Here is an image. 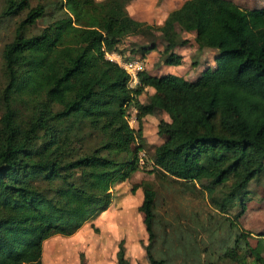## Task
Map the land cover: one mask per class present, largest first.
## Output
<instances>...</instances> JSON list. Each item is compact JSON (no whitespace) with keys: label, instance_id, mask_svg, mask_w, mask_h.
<instances>
[{"label":"trees","instance_id":"16d2710c","mask_svg":"<svg viewBox=\"0 0 264 264\" xmlns=\"http://www.w3.org/2000/svg\"><path fill=\"white\" fill-rule=\"evenodd\" d=\"M130 1L40 0L32 6L4 0L2 15H24L1 51L0 264H42L45 240L72 236L105 211L111 189L142 167V119L153 112L169 121L156 123L163 139L152 148L146 172L197 190L227 219L233 241L217 258L264 264L237 223L249 200L247 184L264 173V5L184 0L161 25H151L128 15ZM38 20L41 28L28 32ZM190 31L196 50L214 49L216 62L193 81L142 69L130 88L127 74L104 58L127 51L143 59L159 42L158 63L176 66L181 56L174 48ZM129 36L140 42L119 48ZM147 87L153 91L142 102L138 96ZM129 108L136 110V127L128 123ZM138 188L145 262L167 264L154 253L157 190L141 180L131 194ZM117 248L116 264H130L123 240ZM203 260L214 263L201 257L192 264Z\"/></svg>","mask_w":264,"mask_h":264},{"label":"rangeland","instance_id":"374dc122","mask_svg":"<svg viewBox=\"0 0 264 264\" xmlns=\"http://www.w3.org/2000/svg\"><path fill=\"white\" fill-rule=\"evenodd\" d=\"M39 1L30 0V4L33 6ZM230 1L242 9L264 5V0ZM3 6L4 0H0V94L4 86L1 51L3 45L12 39L14 28L24 15V12L14 16L2 15ZM42 25L43 21L38 20L28 32L35 33ZM126 38L124 39L127 40V44L140 42L137 37ZM191 56V61L195 60L197 65L211 64V67L216 65L212 54L202 56V50H196ZM160 64L162 63L157 61L154 64L155 68ZM194 66L195 64L191 67L193 77L198 72ZM174 68L176 66L169 69ZM181 68H184L183 65ZM173 75L182 78L183 73ZM128 86L132 88L135 84L128 82ZM146 94L147 92H144L141 101L146 99ZM135 113L133 108L128 109V123L131 127H136ZM153 113L155 114L151 117L150 114L142 120L146 147L137 154L141 169L111 189V203L108 209L98 214L93 223L86 225L90 236H86L84 241L81 242L78 235L69 237L55 235L46 240L43 243L42 264H116L117 244L120 240H123L124 256L130 264L137 262L147 264L143 250L147 244V234L141 222V213L137 211L142 194L139 188L133 194L130 192L131 185L141 180L151 181L157 190L155 202L159 221L154 225L156 257L164 258L167 264H192L194 258L201 257L214 261L213 264H233L217 258L218 252L233 241L234 233L230 231L227 219L216 214L197 190L193 189L190 192L184 186L168 180L164 182L154 174L146 172L151 168L149 156L152 148L163 139L156 134V123L164 113ZM247 190L249 200L245 203L244 212L237 219L238 228L248 233L245 240L253 249L260 250L264 258V173L251 180L247 184ZM236 211V208L231 210L229 218H232ZM201 263L204 264L205 260Z\"/></svg>","mask_w":264,"mask_h":264},{"label":"crops","instance_id":"0c3cea01","mask_svg":"<svg viewBox=\"0 0 264 264\" xmlns=\"http://www.w3.org/2000/svg\"><path fill=\"white\" fill-rule=\"evenodd\" d=\"M182 2L183 0H161L159 2L158 0H131L126 5V11L128 15L134 20L145 22L151 25H161L164 19L166 18L168 12L175 8H178ZM181 35L184 39H186V43L174 48V52L181 56V63L179 65H176V68L169 69V68H173V65H164V64H160L159 67L155 68L154 64L158 61V51L161 50V45L158 42L156 49L147 53L142 59L143 60L142 69H146V71L149 74L156 75V76L167 74V73L182 75L183 73L182 78H184L187 81H193L200 74V72L205 70L207 67L210 69L215 67V66L211 67V64H204L201 66L200 64L197 65L198 63L195 60L191 61V57H192L191 55H193L196 51V44L194 42V32L193 31L182 32ZM132 37L133 36L127 37V38H132ZM127 45H128L127 40L123 39L119 45V48H124ZM201 50H202V56H205L207 54H212L213 56L215 52L214 49L212 48H202ZM127 53H128L127 51L123 52V54H127ZM194 64H195L194 68H196V71H198L195 77H193V74L191 72V67H193ZM182 65L184 68H181ZM185 72H187L186 77H184ZM152 91L153 90L149 87L145 88V92H147L146 95L151 94ZM143 94L138 96V99L140 101H141V97L144 96ZM145 101L146 99H144L142 102H145ZM161 119L167 122L169 121L168 116L165 113L162 114ZM94 220H95V217L90 222L85 223L73 235H78L79 236L78 238L81 240V242L84 241L86 239V236L87 237L90 236L86 228V225L89 223H93ZM42 249H43V245H42ZM100 254H101V251H100ZM41 261H42V257H41Z\"/></svg>","mask_w":264,"mask_h":264},{"label":"built area","instance_id":"2783aa9c","mask_svg":"<svg viewBox=\"0 0 264 264\" xmlns=\"http://www.w3.org/2000/svg\"><path fill=\"white\" fill-rule=\"evenodd\" d=\"M104 58L114 62L128 76V82L137 83V72L142 70V59L139 56L127 54H119L115 51L105 53ZM135 110V109H134ZM136 111V110H135Z\"/></svg>","mask_w":264,"mask_h":264}]
</instances>
